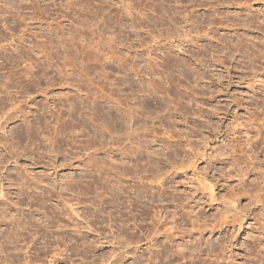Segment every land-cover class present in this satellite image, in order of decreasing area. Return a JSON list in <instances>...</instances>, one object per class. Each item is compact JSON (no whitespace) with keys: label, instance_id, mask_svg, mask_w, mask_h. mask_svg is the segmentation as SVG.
Returning <instances> with one entry per match:
<instances>
[{"label":"rangeland","instance_id":"1","mask_svg":"<svg viewBox=\"0 0 264 264\" xmlns=\"http://www.w3.org/2000/svg\"><path fill=\"white\" fill-rule=\"evenodd\" d=\"M257 128L264 0H0V264H264Z\"/></svg>","mask_w":264,"mask_h":264},{"label":"bare ground","instance_id":"2","mask_svg":"<svg viewBox=\"0 0 264 264\" xmlns=\"http://www.w3.org/2000/svg\"><path fill=\"white\" fill-rule=\"evenodd\" d=\"M229 111L227 110L226 112H225V117H227V116H229V113H228ZM225 120V119H224ZM221 121H222V119H221ZM253 121V120H252ZM237 122V121H236ZM250 122H251V120H250ZM241 123V122H240ZM238 124V126H235V127H230V128H228V127H226V128H228V129H219L216 133H217V136L218 135H220L221 133H223V136L225 135H227L226 137H228V134H229V132H233V134H239V135H241L242 134V130H241V128H238V127H240V126H242L243 127V125H241V124ZM247 125H248V123H247ZM250 125V124H249ZM251 126V125H250ZM253 127V126H252ZM251 127V128H252ZM258 127V126H257ZM255 128H256V126H255ZM254 131V130H253ZM262 131H260L259 130V128H257V129H255V133H254V135L256 136L255 137V139L254 138H252V139H254V140H252L251 139V141H250V143L247 145V146H242V139H241V137L240 136H236L234 139H232V143L229 145L230 146V148H229V146H228V148L229 149H227L226 147V149L228 150L227 152V156L229 155L230 156V158H231V156L232 155H234L235 153H237V152H241V154L243 153V156L241 157L240 156V161H238V164H245V169L246 170H248V169H250L249 167L251 166V165H253L254 167H255V165H256V162H253V160L254 161H258V160H260V159H258L260 156H262L263 157V159L262 160H260V161H258V162H262L261 163V165H264V146L263 147H261L260 148V146L261 145H263L264 144V139H263V137L264 136H262V133H261ZM228 133V134H227ZM230 133V134H231ZM229 134V135H230ZM245 134V133H244ZM232 135V134H231ZM243 135V134H242ZM229 138V137H228ZM229 140V139H228ZM231 140V139H230ZM229 140V141H230ZM228 141V142H229ZM228 144V143H227ZM244 145V144H243ZM246 145V144H245ZM221 148V147H220ZM258 149H261V150H259L258 151ZM217 150V149H216ZM220 151H222V150H220ZM248 160V161H247ZM260 164V163H259ZM241 168L243 167L242 165L240 166ZM252 168V170L254 171L255 170V168ZM240 168V169H241ZM244 169V170H245ZM245 170V171H246ZM251 170V171H252ZM249 171V170H248ZM250 171V172H251ZM243 172V171H242ZM247 172V171H246ZM245 172V173H246ZM256 172V171H255ZM240 173H241V170H240ZM252 173V172H251ZM247 174H249V173H247ZM258 174V173H257ZM255 176V175H254ZM243 179V178H242ZM264 183V182H263Z\"/></svg>","mask_w":264,"mask_h":264}]
</instances>
